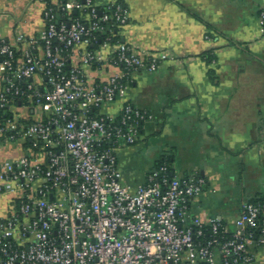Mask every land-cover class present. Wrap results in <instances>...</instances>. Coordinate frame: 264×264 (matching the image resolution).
Wrapping results in <instances>:
<instances>
[{
	"label": "built area",
	"instance_id": "built-area-1",
	"mask_svg": "<svg viewBox=\"0 0 264 264\" xmlns=\"http://www.w3.org/2000/svg\"><path fill=\"white\" fill-rule=\"evenodd\" d=\"M40 1L39 34L0 39V116L11 113L0 117V139L24 148L0 157V194L13 197L0 217V264H256L264 201L245 203L231 228L194 215L206 185L198 175L163 165L136 187L122 181L119 150L152 116L131 102L119 115L104 104L125 97L135 73L175 56L122 40L121 0Z\"/></svg>",
	"mask_w": 264,
	"mask_h": 264
},
{
	"label": "crops",
	"instance_id": "crops-1",
	"mask_svg": "<svg viewBox=\"0 0 264 264\" xmlns=\"http://www.w3.org/2000/svg\"><path fill=\"white\" fill-rule=\"evenodd\" d=\"M124 2L129 20L122 40L140 52L175 57L156 71H138L125 97L104 104L113 115L131 102L152 116L137 143L119 150L122 181L146 182L157 160L172 154L174 176L206 181L194 215L234 228L243 205L264 196V0ZM43 10L40 0H0V39L15 43L18 33L39 34ZM211 49L216 60L209 63L202 55ZM23 149L0 139V157L17 158ZM12 210L13 197L1 193L0 217ZM254 251L263 264L264 249Z\"/></svg>",
	"mask_w": 264,
	"mask_h": 264
},
{
	"label": "trees",
	"instance_id": "trees-1",
	"mask_svg": "<svg viewBox=\"0 0 264 264\" xmlns=\"http://www.w3.org/2000/svg\"><path fill=\"white\" fill-rule=\"evenodd\" d=\"M124 2V0H121ZM203 58L209 62V63H212L216 60V52L214 49H211L209 50L208 52L204 53L203 55ZM11 115V113L9 112H2L1 114V118L2 119H6L8 118L9 116ZM163 165H167L168 166V170H169V174L170 175H173L172 174V165H173V155L172 154H163L159 160H157V162L155 163V168H160L161 166ZM251 201H264V196H260L258 198H255V199H252Z\"/></svg>",
	"mask_w": 264,
	"mask_h": 264
},
{
	"label": "rangeland",
	"instance_id": "rangeland-1",
	"mask_svg": "<svg viewBox=\"0 0 264 264\" xmlns=\"http://www.w3.org/2000/svg\"><path fill=\"white\" fill-rule=\"evenodd\" d=\"M142 155H144V152H142Z\"/></svg>",
	"mask_w": 264,
	"mask_h": 264
}]
</instances>
